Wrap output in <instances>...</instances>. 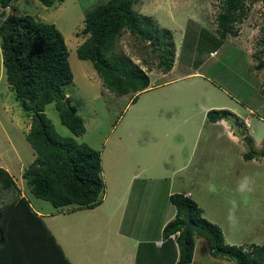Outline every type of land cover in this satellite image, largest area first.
I'll use <instances>...</instances> for the list:
<instances>
[{
    "label": "rangeland",
    "instance_id": "1",
    "mask_svg": "<svg viewBox=\"0 0 264 264\" xmlns=\"http://www.w3.org/2000/svg\"><path fill=\"white\" fill-rule=\"evenodd\" d=\"M106 1L61 0L46 6L39 0H13L15 11L9 5L4 9V18L8 14H30L53 23L63 34L73 73L72 82L65 84L63 91L82 116L86 130L80 136L73 135L61 123L54 103L47 104L44 112L60 135L101 151L102 202L89 209L76 205L55 208L28 190L21 175L35 157L26 139L31 115L23 111L7 82L1 46L0 167L10 173L21 194L42 214L72 264H128L122 258V245L114 243L113 233L119 228L118 207L127 197L128 182L142 164L148 176L142 172L139 175L156 178L151 182L155 188H150L154 192L146 197L160 199L164 211L169 206V185L173 193L190 191L204 217L221 228L225 242L245 249L251 244L264 245V155H259L264 150V97L258 85L260 79V89L264 88V67L257 68L263 54L256 57L264 49L260 44L263 2L246 0L247 16L238 25V35L221 41L213 31L222 0H136L134 9L140 15L150 16L159 29L171 34L175 65L171 74L163 75L156 66L157 53L148 42L124 31L114 53L130 57L150 78L148 89L134 99V93L117 96L102 86L91 62L80 60L76 53L86 38L82 33L86 13ZM210 51H215L214 56H209ZM188 72L197 73L163 84ZM205 79L209 90L203 84ZM208 104L225 105L210 109H229L241 117L248 115L249 106L260 109L257 115L249 114L250 127L245 123L237 127L244 138L235 136L226 120L227 129L224 124L207 122L203 108ZM131 128L134 134L129 133ZM250 150L256 155L246 159L245 153ZM245 176L254 181L253 191L240 193L237 185ZM234 206L238 224L232 227L227 216ZM141 215L142 221L154 228L162 216L148 207ZM194 238L197 245L206 240L197 235Z\"/></svg>",
    "mask_w": 264,
    "mask_h": 264
},
{
    "label": "trees",
    "instance_id": "2",
    "mask_svg": "<svg viewBox=\"0 0 264 264\" xmlns=\"http://www.w3.org/2000/svg\"><path fill=\"white\" fill-rule=\"evenodd\" d=\"M13 0H0V46L7 82L23 111L30 113L31 124L26 139L35 157L22 171V178L30 193L51 203L55 208L76 205L94 208L103 199L101 151L73 137L62 136L45 114V106L54 103L61 123L75 136L86 130L82 116L71 113L63 91L71 83L73 73L68 62L69 51L61 31L53 24L30 14H8ZM51 6L61 0H39ZM136 0H107L88 11L82 33L86 36L77 47L80 60L90 61L102 80V86L117 96L145 91L150 78L145 70L122 53H114L117 39L124 31L136 39L148 42L157 53L156 66L169 71L175 61V45L168 30H161L148 15L135 9ZM264 4V0H261ZM213 33L225 41L238 35V25L247 16L246 0H222ZM170 35V36H169ZM154 44V45H153ZM223 43H220V45ZM260 44L264 46V26ZM257 68L264 67V49ZM261 93L264 88H261ZM238 127L242 120L229 109H210L208 122L231 119ZM243 126V125H242ZM241 128V127H240ZM245 138V137H244ZM248 139V138H246ZM250 142L251 139L249 138ZM256 155L250 150L246 159ZM264 155V150L259 153ZM174 217L162 229L163 240L176 234L178 247L176 264H190L195 238L208 242L211 254L225 258L232 264H264V245L251 244L248 248L225 242L221 228L203 215V209L190 196L171 193ZM192 226L186 227L187 218ZM173 241V240H172ZM0 264H72L62 247L47 227L42 216L31 206L10 173L0 167Z\"/></svg>",
    "mask_w": 264,
    "mask_h": 264
},
{
    "label": "crops",
    "instance_id": "3",
    "mask_svg": "<svg viewBox=\"0 0 264 264\" xmlns=\"http://www.w3.org/2000/svg\"><path fill=\"white\" fill-rule=\"evenodd\" d=\"M222 47L224 48V44H221V48ZM235 47L237 48V46H235ZM235 47H231V48H235ZM226 50H228V49L226 48ZM214 53H215V51H210L209 56H214ZM174 65H175V63L173 64L172 68L167 72H163V71H159V72H161L163 75H167L168 72H169V74H171L172 70L174 68ZM196 73L197 72H194V73L188 72L187 74H180L178 76H174V77L169 78V80L163 82V84L164 83H173V82H176L178 80L180 81V80H183V79L187 78L188 76L194 75ZM256 76H258V75H256ZM200 78H203V77H200ZM207 79H205L203 84L206 83V89L209 90L210 86L208 85V83L206 81ZM259 81L260 82L258 85H259V90H260L261 80L259 79ZM203 84H201L200 87H203ZM224 92H227V91L224 90ZM261 95L264 97V92H262ZM181 101H182V99H181ZM253 105L256 107V104H253ZM224 107H225V105L208 104L207 106H204L203 111L205 114L208 111V109H210V108H224ZM259 109L260 108H253V106H249L247 116L241 117V116H238V114H237V117H239L240 120H242V122H244V120L248 121L249 114L257 115ZM205 118H206V114H205ZM209 123L224 124L225 128L227 129V124H226L225 120L224 121L220 120L217 122H209ZM249 127H250V125H249ZM132 129L133 128H131L129 130V133L134 134V130H132ZM243 135L244 134H242V136ZM229 136L232 140L236 139V137H235L236 135L234 136L230 132H229ZM249 138L251 140H253L251 137H249ZM142 166H143V169H142ZM142 166L138 170V172L135 173L133 178L131 176L130 181L128 182V188H127V190L129 191L128 192L129 195L127 194V197L123 198L122 207H118L121 211V216H120V219L118 220L119 228H114V231H115L113 233V236L115 238L114 243L115 244L117 243L120 246L122 245L120 247L121 252H122V258L128 264H151L153 261H155L156 264H167V262L169 264H176V261L178 259V247H177V243L175 242L176 234L172 235L171 240H165V239L163 240V238H162V229H163L164 225L168 221H170L174 217V214H175L174 206L169 201V195L171 193H173L172 188L170 187V185L168 186L166 197H168L169 206L166 205V206H168V209H167V211H164V207L162 206L160 199H155L153 196L152 197H146L152 191L150 188H155L154 182L152 184H151V182H152V180L155 181L156 178H151V177L143 178V177H141L139 175V173H141V172L146 174V176H148L147 170L144 169L145 167L143 164H142ZM135 187H136V189L133 190V188H135ZM148 190H149V192H148ZM152 192H154V191H152ZM180 193H183V194L188 195L190 197L193 196L190 193V191H182ZM193 200H195V199H193ZM155 201H156V204L154 206L151 205V204H154ZM145 207L153 209L154 211H159L160 216L162 214L161 220L158 224H156L155 228L152 227L147 222L142 221L143 216L141 214H142V211L145 209ZM36 212L42 216V214H40V212H38V211H36ZM42 218H43V216H42ZM102 219H105V218H102ZM43 220H44V218H43ZM106 221H109V220H106ZM144 224H146V225H144ZM47 227L49 228L48 225H47ZM149 229L152 230L154 236L151 235ZM50 231H51V229H50ZM131 232H134L135 234H132ZM161 240H163L162 243H160ZM200 243L202 245V248H201V245H200V248L198 247ZM199 244L197 245V240L195 238L194 254H193V258H192V261L190 264H208V263L209 264H232L231 261H229L225 258H217V257L212 256V254L209 250V247H208L207 240H205V243H202L199 241ZM104 251H107V253H108V249H106V247H105ZM170 251H172L173 254H171ZM63 252H64L65 256L68 258L64 249H63ZM204 255L208 256L207 260L204 258ZM69 261H70V259H69Z\"/></svg>",
    "mask_w": 264,
    "mask_h": 264
},
{
    "label": "clouds",
    "instance_id": "4",
    "mask_svg": "<svg viewBox=\"0 0 264 264\" xmlns=\"http://www.w3.org/2000/svg\"><path fill=\"white\" fill-rule=\"evenodd\" d=\"M224 120H226V119H224ZM245 121L246 120H244V123H245ZM247 122H248L247 126L249 127V125H250L249 123L250 122L249 121H247ZM253 185H254V181L250 177L245 176L238 183L236 190L238 192H240V193L251 192V191H253ZM227 220H228L229 225L232 226V227H235L238 224V217L236 216L235 206L229 210V213H228V216H227ZM172 235L173 234L170 235V238L172 237ZM161 241H163V240H161Z\"/></svg>",
    "mask_w": 264,
    "mask_h": 264
},
{
    "label": "water",
    "instance_id": "5",
    "mask_svg": "<svg viewBox=\"0 0 264 264\" xmlns=\"http://www.w3.org/2000/svg\"><path fill=\"white\" fill-rule=\"evenodd\" d=\"M66 105L68 107V109L70 110L71 113H76V108L71 106V103L69 101V99H65ZM226 121L231 125V131L234 133V135L238 136V137H242V134L239 132V130L236 127L235 122L232 119H226ZM193 223L191 222L190 218H187L186 221V227H190L192 226Z\"/></svg>",
    "mask_w": 264,
    "mask_h": 264
},
{
    "label": "built area",
    "instance_id": "6",
    "mask_svg": "<svg viewBox=\"0 0 264 264\" xmlns=\"http://www.w3.org/2000/svg\"><path fill=\"white\" fill-rule=\"evenodd\" d=\"M245 123H246V125H248V122L247 121H245ZM160 243H162V241H160Z\"/></svg>",
    "mask_w": 264,
    "mask_h": 264
}]
</instances>
